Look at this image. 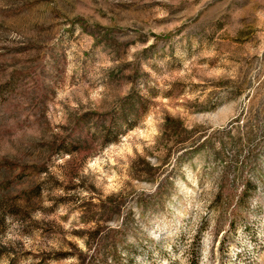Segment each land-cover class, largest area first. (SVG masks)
I'll list each match as a JSON object with an SVG mask.
<instances>
[{"label": "rangeland", "instance_id": "1", "mask_svg": "<svg viewBox=\"0 0 264 264\" xmlns=\"http://www.w3.org/2000/svg\"><path fill=\"white\" fill-rule=\"evenodd\" d=\"M0 264H264V0H0Z\"/></svg>", "mask_w": 264, "mask_h": 264}, {"label": "trees", "instance_id": "2", "mask_svg": "<svg viewBox=\"0 0 264 264\" xmlns=\"http://www.w3.org/2000/svg\"><path fill=\"white\" fill-rule=\"evenodd\" d=\"M145 107L143 103H141L140 98L137 96L135 98H130L126 102H124L121 106L120 115L118 116V122L116 119H111V125L102 129L101 140L103 144L109 143L112 138H116L119 131H121L122 127L120 126V122L122 121L127 128L131 127L132 121L135 117V112H137L138 107ZM123 125V124H121ZM123 131V130H122ZM101 134V133H100Z\"/></svg>", "mask_w": 264, "mask_h": 264}]
</instances>
